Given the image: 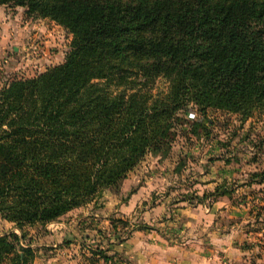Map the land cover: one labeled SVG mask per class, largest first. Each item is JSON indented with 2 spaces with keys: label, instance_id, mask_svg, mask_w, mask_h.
<instances>
[{
  "label": "trees",
  "instance_id": "trees-1",
  "mask_svg": "<svg viewBox=\"0 0 264 264\" xmlns=\"http://www.w3.org/2000/svg\"><path fill=\"white\" fill-rule=\"evenodd\" d=\"M4 5L54 21L72 41L62 63L0 88V218L20 231L0 233V264H33L38 250L29 229L107 190L118 194L148 154H167L177 116L189 105L201 114H264V0H0ZM161 78L169 85L162 97L150 89ZM255 182H264V170L247 184ZM209 195L231 191L191 198ZM108 220L110 228L82 224L84 264H119L114 245L148 229L130 228L125 217Z\"/></svg>",
  "mask_w": 264,
  "mask_h": 264
},
{
  "label": "crops",
  "instance_id": "crops-1",
  "mask_svg": "<svg viewBox=\"0 0 264 264\" xmlns=\"http://www.w3.org/2000/svg\"><path fill=\"white\" fill-rule=\"evenodd\" d=\"M26 11L23 7H0V88L12 78L13 72L21 69L28 72L33 68L40 69V74L55 66L50 59H57L59 64L65 59L60 40L57 43L54 36L55 31L64 28L50 19H32ZM47 23L57 27L49 28ZM56 47L59 54L49 55V49ZM211 164L209 168L213 167ZM223 171L209 169L193 177L196 187L200 188L198 193L219 190L221 181L228 176L227 171L226 174ZM158 176L149 174L139 182V188L135 180L127 178L118 194L106 196L103 206L92 213L93 219H88L85 213V217L70 223L60 221L70 214L81 213L82 208H79L58 221L29 229L38 250L33 264H84L80 245L84 234L80 229L82 224L88 220L94 226L108 228V218L112 215L133 216L153 192L162 190L159 187L163 188L164 184L170 185L169 172H163L161 185L155 183ZM239 177L246 179L247 175L241 173ZM133 187L137 190L125 202L121 201L120 196L128 195ZM245 187H238L232 197L213 196L211 201L197 206L182 203L177 209L178 219L174 221L178 229L174 237L165 236L161 232L163 228H157L163 226L158 223L159 219L168 213L164 204L147 211V223H155L156 228L135 231L125 243L115 244L113 249L121 256L119 264H264V182ZM242 192V199L237 201V194ZM257 213H260L258 219ZM12 230L20 234L12 223L0 218V233Z\"/></svg>",
  "mask_w": 264,
  "mask_h": 264
},
{
  "label": "rangeland",
  "instance_id": "rangeland-1",
  "mask_svg": "<svg viewBox=\"0 0 264 264\" xmlns=\"http://www.w3.org/2000/svg\"><path fill=\"white\" fill-rule=\"evenodd\" d=\"M46 25L53 29L57 27H51L48 23ZM58 31H55V40L57 43L60 40L61 54L65 57L70 50L72 37L66 29L59 28ZM59 52L57 47L48 51L51 56L57 55ZM50 62L55 65L59 64L57 59H50ZM39 71L40 69L33 68L31 71L28 70V72L21 69L13 72L9 81L21 77H34ZM150 86L154 95L162 97L167 93L169 85L165 79L161 78ZM175 123L177 135L171 150L167 154L157 152L148 154L128 176V179L137 182V187L139 188V184L151 173L160 175L158 180H155V183L161 185L162 180L160 179L163 177V172H169L170 185L164 184L163 188L159 187V190H162L153 192L149 200L145 201L133 216L127 217L132 223L130 228L136 226L138 229L143 224L148 227L147 230H153L156 228V224L147 223L146 212L159 204H164L168 213L159 219L158 223H163V226L157 228H163L161 232L167 237L178 235V229L175 227L174 221L178 219L179 213L177 209L181 207L182 203L197 206L200 203L203 204L212 200L210 195L204 199V202H198L197 199L191 198L194 195L202 197L206 193H198L200 188L199 186L196 187V178L193 177L198 176L200 173H205L209 169L211 172L212 169L214 172L223 171L224 169L225 171L223 172L226 174L227 171L228 176L220 184L222 189L231 191L230 196L232 197L238 187L244 189L246 188L245 186L249 187L247 183H249L251 174L264 170V114L255 113L248 119L240 114L216 109H209L205 114H201L193 106L189 105L177 116ZM209 163H212L213 167L209 168ZM241 173L247 175L246 179L239 177ZM136 190L137 188L133 187L130 192H135ZM111 194L116 193L107 190L101 200ZM206 194H211V192ZM128 195H121L120 200L125 202L129 198ZM243 195V192L237 194V201L242 199ZM101 200L85 205L82 207L81 213L70 214L69 217H64L60 221L70 223L78 217H83L85 213H87L88 219H93L91 215L101 207ZM85 222H88V220ZM110 227L109 225L108 228ZM90 242L93 245V240Z\"/></svg>",
  "mask_w": 264,
  "mask_h": 264
},
{
  "label": "built area",
  "instance_id": "built-area-1",
  "mask_svg": "<svg viewBox=\"0 0 264 264\" xmlns=\"http://www.w3.org/2000/svg\"><path fill=\"white\" fill-rule=\"evenodd\" d=\"M113 240H114V239H113ZM113 240H112V241H113ZM93 245H95V242H93Z\"/></svg>",
  "mask_w": 264,
  "mask_h": 264
}]
</instances>
